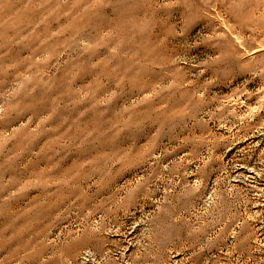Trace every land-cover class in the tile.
I'll return each mask as SVG.
<instances>
[{
  "label": "rangeland",
  "instance_id": "1",
  "mask_svg": "<svg viewBox=\"0 0 264 264\" xmlns=\"http://www.w3.org/2000/svg\"><path fill=\"white\" fill-rule=\"evenodd\" d=\"M0 264H264V0H0Z\"/></svg>",
  "mask_w": 264,
  "mask_h": 264
}]
</instances>
